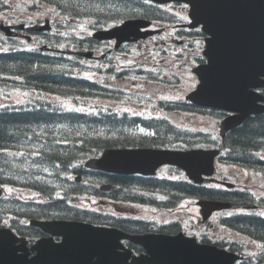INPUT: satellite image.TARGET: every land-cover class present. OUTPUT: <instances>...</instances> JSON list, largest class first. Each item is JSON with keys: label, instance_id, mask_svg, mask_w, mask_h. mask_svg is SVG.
Returning a JSON list of instances; mask_svg holds the SVG:
<instances>
[{"label": "trees", "instance_id": "1", "mask_svg": "<svg viewBox=\"0 0 264 264\" xmlns=\"http://www.w3.org/2000/svg\"><path fill=\"white\" fill-rule=\"evenodd\" d=\"M29 3L25 6L35 12L43 10L44 3L55 5L57 9L74 14H99L100 16H65L66 18L84 22L86 27L91 29L100 28L111 21L118 20L117 15L146 16L150 13L146 12L147 8L142 6L143 0H27ZM144 10V12H143ZM152 15V14H151ZM131 17V16H118ZM71 39H76L74 34L68 33ZM7 46L6 51L0 52V77L2 75L13 76L18 79V83L24 85L25 89L37 90L41 93H63L74 95L73 97H90L92 90L96 87L95 83L84 79L83 76H77L75 73L83 71L81 58L77 57L74 63L66 68L61 69L60 59L44 54L41 49H27L18 42L16 38L0 39ZM104 69V68H102ZM43 108V107H42ZM178 110L190 109L186 106H178ZM50 110H41L33 114L23 112L19 113L16 109H6L0 112V183L14 184L12 178L13 170L24 171L22 176L18 177L21 184L26 187L46 194L48 190L43 185L38 184L33 177L36 175V167L42 166L48 162L49 168L55 171V176L63 179L65 183V175L61 173V169H67L72 166V159L80 157L84 160L89 155H99L106 147L116 146H160V147H194L202 144L213 145L214 140L207 138L206 135L192 134L187 135L181 129H167L164 126L157 128V133L152 135L136 136L129 133L127 126L119 121L116 117H107L102 121L103 126L94 127L92 119L88 114L70 115L71 113L60 114L51 113ZM56 111V110H55ZM216 116L223 118L225 115ZM219 115V114H218ZM116 120L115 122L112 121ZM131 125L135 120H131ZM71 123V130L58 129L59 123ZM73 123V124H72ZM43 125H47V134ZM100 125V124H99ZM38 129V133L35 132ZM73 128V129H72ZM54 133V134H52ZM212 135V134H211ZM41 139L48 143L42 151L26 146L21 143L27 138ZM46 137L48 141H46ZM65 139L67 144L61 143ZM53 142V143H51ZM57 142L61 143L57 146ZM228 160L236 162L240 165L252 166L253 164L264 165L254 152L264 148V114L255 115L247 119L243 125L231 130L224 142ZM54 147V148H53ZM34 154L40 155L36 156ZM22 155H27L26 159L32 161L21 162ZM44 156V157H43ZM21 157V158H20ZM45 158V159H42ZM18 160V161H17ZM45 160V162H44ZM257 161V163H255ZM43 165V166H44ZM79 172L84 173V165L81 163ZM61 167V169H60ZM37 176V175H36ZM34 180H30L33 179ZM117 183L128 189L130 185H139L141 188L151 193H160L166 199L162 203L163 206L170 205L172 202L180 201L181 196L190 194L191 196L204 198L210 195L225 194L227 198H236L234 193H225L224 191H213L202 185H196L189 182H173L170 180H158L152 177H134V176H111ZM54 180V177L52 176ZM55 181V180H54ZM32 182V184H30ZM64 188H65V184ZM122 192V191H121ZM120 192V193H121ZM55 194V191H54ZM84 194V193H83ZM47 195V194H46ZM119 198V196H118ZM47 199H53V190H50V196ZM127 201L129 199L119 198ZM56 203H64L61 199H57ZM135 200V199H133ZM132 200V201H133ZM53 201H55L53 199ZM130 201V200H129ZM135 202V201H133ZM6 207V206H5ZM8 210L10 205L7 206ZM38 215L48 214L49 210L45 205L37 206L34 210ZM225 224L238 232L249 235L250 237L260 240L264 244V219L254 216H238L225 221ZM239 264H264V255L257 259L250 256Z\"/></svg>", "mask_w": 264, "mask_h": 264}, {"label": "water", "instance_id": "2", "mask_svg": "<svg viewBox=\"0 0 264 264\" xmlns=\"http://www.w3.org/2000/svg\"><path fill=\"white\" fill-rule=\"evenodd\" d=\"M158 3L182 1L191 5L192 26L203 24V29L211 37L207 39V49L204 51L209 62L196 69L201 79L198 89L189 96L194 102L238 112L228 117L221 124V131H226L244 121L253 113L264 111V105L259 102L264 96L255 89L264 87V0H153ZM145 25L143 20H130L124 26L107 32H100V38L129 39L131 35L139 36L140 28ZM8 34V27H1ZM48 27H43L45 29ZM97 36V35H96ZM97 36V37H98ZM90 56V53H82ZM219 151L216 150H167V149H107L102 158L91 159L88 165L103 168L109 171L125 173H155L156 169L165 163L179 165L184 168L195 182L212 181L203 175H212L215 172L214 159ZM208 216L216 209L240 206L234 203L200 202ZM242 205V204H241ZM47 229L49 226H58L59 223H39ZM81 228L93 237L117 244L122 236L136 239L145 243L142 236H126L116 229H89L82 224ZM5 234V233H4ZM7 232L0 238V254L10 251V237ZM13 242V240H12ZM97 242L99 241H93ZM149 244L159 248H149L150 258L133 259L136 264H235L239 255L218 249L212 245H197L194 241L183 239L181 236L147 238ZM63 245L53 246L48 241H42L34 249L38 251L32 259H20L9 254L0 257V264H64L59 255ZM109 259L99 264H120L118 257L109 250ZM114 258V259H113ZM117 260V261H116ZM74 264V262L65 263Z\"/></svg>", "mask_w": 264, "mask_h": 264}, {"label": "flooded vegetation", "instance_id": "3", "mask_svg": "<svg viewBox=\"0 0 264 264\" xmlns=\"http://www.w3.org/2000/svg\"><path fill=\"white\" fill-rule=\"evenodd\" d=\"M154 9L157 10V12H163L157 15H153L157 17L152 18L154 22V26L156 28L162 29V31L158 35H155V37L159 39L163 35L162 40L166 41L165 45L167 48H169L170 52L167 51L166 48H162L164 52L160 51L159 49L153 53V57H152L153 60L155 62L160 63V61L163 59L167 60V59L172 58L170 59L171 63L168 66L169 68L186 67L187 63L189 61H192L193 57H196L192 53L193 49H191L189 46L192 44L193 41H196L197 39L201 38V37H197L193 35V30H191V28L188 26L189 9H187V7L184 4H178V3H171V4H166V5H156V7L154 6ZM12 16H40V14L26 15V14H17V12H15L14 15ZM44 16H77V14L53 12V13H47L46 15L44 14ZM52 18H53V24L55 25V21L57 19H54L55 17H52ZM10 21H12V19ZM10 21H7V23H10ZM28 30H29L28 28H25L23 32L24 33L28 32ZM24 33L22 35H24ZM175 37H180V38L185 39L186 46L184 47L173 46V43H170V42ZM80 45H82V43H80ZM103 49H104L103 46L94 45V51L96 54L99 52H102L101 57L97 58V59L102 60V62L109 60L111 57V54L113 53L119 55L122 50V48L118 51H113L112 49H108L105 51ZM181 49H183V51H181ZM142 55L145 57V54L142 53ZM122 80H123V87H124L127 84V80L125 78ZM96 87L98 88V85H96ZM114 184L118 185V183H114ZM256 200H257V204L261 208H264V206H261L258 203L259 195H256ZM176 210L177 209L175 208L172 210L171 213H169L170 216L167 217L165 222L163 223L158 222L159 224H161L160 228H157L154 222L146 221V220L128 221V222H125V224L128 225L127 228H124L119 225L118 227H121L127 230V232L133 233V234H148V233H153V232L166 233V234H177L183 231L187 233L188 235H194L195 233L193 231L195 227L192 224L181 223V222L186 221L185 217H182L181 222H177V221L172 222L171 220L172 215L173 217L176 215L177 213ZM257 210H260V208ZM89 213L95 216L93 212H89ZM15 220L16 219H14V221ZM103 223L104 225L113 226V224L109 222H103ZM154 229H161L162 231H152ZM39 233L41 232L31 228V232L25 233V235L30 237V239H34L32 237H34L35 235H39ZM195 235L197 236L198 240L201 242L215 243L217 245H225L228 247H232L233 245L236 244L239 248H243L244 237H241L239 233H236L235 231L229 229L228 227L224 226L223 224L219 222H211V223L208 222L205 226H201V225L198 226ZM232 238L234 240H232ZM124 244H125V247L127 249H130L134 255H142V254L147 253V250L143 246L138 245L134 242L125 240Z\"/></svg>", "mask_w": 264, "mask_h": 264}, {"label": "rangeland", "instance_id": "4", "mask_svg": "<svg viewBox=\"0 0 264 264\" xmlns=\"http://www.w3.org/2000/svg\"><path fill=\"white\" fill-rule=\"evenodd\" d=\"M7 1L15 2L18 0H7ZM15 21H16L15 19L12 20V22H15ZM15 23H17V22H15ZM81 26H82V28H84V26L82 24H81ZM90 35H91V33H90ZM196 45L199 49H201V45H202L201 41L197 42ZM84 64L88 68L89 67L91 68V65H92L91 62L85 61ZM91 76L93 78H95L94 74L90 75V77ZM177 77L179 79L181 86L178 87L177 89H172V91L175 92V96L170 95V92H169L168 95H170L172 98L184 97L189 92V90L196 84V76H194L191 69L190 70L189 69L179 70L177 73ZM151 91L155 92V94L163 92L161 89H159V90L153 89ZM13 95L16 96L15 93H13ZM81 100H83L82 103H84V104L86 103V99H81ZM2 101H3V99H2ZM93 101H94L93 102L94 104L103 103V101H101V100H93ZM0 102H1V99H0ZM138 107L140 108L141 105H138ZM174 119L176 122H178V124H181L182 126H185L188 129L203 130L205 132L210 131V129L212 130V128L214 127V123H215L214 118L211 117L210 115L204 116L201 114H198V115L193 114V116L192 115L182 116V117L179 116V117H174ZM46 126L47 125H43L42 128L45 129V132L47 134V131H51V130H47ZM70 126H71V123H68V122L67 123H59L58 129L61 128V131L62 130L65 131V129L71 130ZM34 129L36 130L35 132H37V134H39L38 129L37 128H34ZM52 134H54V133H52ZM39 143H42V147L45 146V148H46V145H48V143L47 142L44 143L43 140H41V142H39ZM51 143H53V142H51ZM43 170L46 171L48 176H50L52 174V170H50L49 166H43ZM23 172L24 171H19V169H18V170H13L12 173L16 174L15 176L21 177ZM219 172H220L219 175L221 174L220 176H223L224 174H226L227 176L231 177L236 183L241 184V187H239L241 189H244V187H248V188H252V189L255 186L259 187V185L262 181L261 179H259V176L256 173H251V172H249V171H247L241 167H237L234 165L224 166L221 169H219ZM159 173H160V175H163V176H169V177H172L174 179L177 178L175 176V174H173V171H171L169 168H163L160 170ZM33 177L35 179H39V176L33 175ZM34 178L30 179V180H34ZM261 185H264V182ZM254 190L255 189H253V191ZM25 193H26V195H29V194H31V190L26 189ZM100 199L104 200L106 198L100 197ZM93 201L94 200L89 198V197H84L83 199H80L78 202L80 204H92ZM196 201L197 200L195 198H189V200L184 203L185 206L178 213L177 218L179 219L182 217H186L189 223L193 224L194 226H197V223H196L197 217H200V212H199V207L196 205ZM96 202L97 201H94V203H93V205L96 206V208H98L102 211L107 210L109 212L121 213L122 215H130V216H134V217L141 216V217H146V219H158V220H163V219L165 220L166 217L170 216V214L168 212L161 213V214H155L153 210H151L149 212L145 211L144 209H142L138 205L137 206H124L125 207L124 209L120 208V210H116V209H113L112 204L106 200L103 203L102 202L96 203ZM191 216H192V218H190ZM172 217H173V215H172ZM215 222H217V220ZM252 246H253V244H252Z\"/></svg>", "mask_w": 264, "mask_h": 264}]
</instances>
